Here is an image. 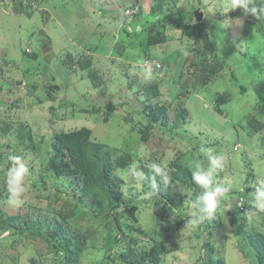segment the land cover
Returning <instances> with one entry per match:
<instances>
[{
  "label": "rangeland",
  "instance_id": "374dc122",
  "mask_svg": "<svg viewBox=\"0 0 264 264\" xmlns=\"http://www.w3.org/2000/svg\"><path fill=\"white\" fill-rule=\"evenodd\" d=\"M226 5L227 0H0V215L26 216L43 231L54 222L80 231L84 248L73 264H123L124 251L138 257L153 251L149 264H206L207 239L223 264H258L244 236L264 234V212L235 215L234 209L235 193H244L243 205L250 202L256 176L264 175V127H256L264 125V15L232 16L233 10L223 12ZM156 32L166 41L148 47V36ZM206 58L224 62L212 79L197 69L196 61ZM79 60L91 65L81 69ZM142 66H151L150 77ZM151 84L160 95L145 89ZM163 104L168 118L152 123L143 141L139 129L149 123L153 106ZM183 108L186 122L179 123ZM83 126L116 150L114 157L127 152L134 158L113 171L123 209L100 196L80 201L78 179L56 177L48 167L54 135ZM202 145L225 157L213 179L232 182L211 230L187 224L197 211L188 201L196 196L172 180L169 167L174 159L194 170L198 162L206 167ZM12 155L24 158L29 169L30 188L19 207L7 203L5 172ZM152 163L168 175L167 193L159 197L150 189L154 195L143 198L152 184L148 176L155 175ZM133 167L142 179L130 174ZM72 209L74 216H68ZM51 246L39 235L0 229V264H61V251Z\"/></svg>",
  "mask_w": 264,
  "mask_h": 264
},
{
  "label": "trees",
  "instance_id": "16d2710c",
  "mask_svg": "<svg viewBox=\"0 0 264 264\" xmlns=\"http://www.w3.org/2000/svg\"><path fill=\"white\" fill-rule=\"evenodd\" d=\"M257 4L264 5V0H257ZM231 14L232 16H238L244 14V11L237 8L234 9ZM247 15L253 16L250 13ZM164 41H166V36H164V34L160 32L152 33L148 36L147 46L149 47L150 45L163 43ZM198 51L201 53L200 49H198ZM77 62L80 63L79 65L81 69H86L91 65V60H79ZM196 64L197 69L205 73L206 77L209 79L215 77L224 66V62L220 59L209 60L208 58L202 61L197 60ZM51 89L54 90V87ZM145 89L155 96L160 95L159 87L156 84L147 85L145 86ZM224 97V94H220V101H225ZM153 107V111L148 114L149 123L146 124L145 127H141L139 129L141 139L143 141L149 140V128L152 126V123H156L162 115L165 116V119L168 118L167 105L163 104ZM112 108L113 107L109 109ZM187 112L188 110L186 108H183L182 111L179 112V123L182 121L186 122ZM256 127L258 129H262L264 125L259 124ZM28 138L33 140L31 132L28 133ZM52 148L53 153L48 163L49 169L56 177H70L78 179L81 190L80 201L86 200V198L90 196H100L106 199L104 202L111 206V208H124L122 207L120 180L113 174V171L117 168L128 167L134 159L133 156L125 152L117 157H114V152L116 150L114 151L113 148L109 147L105 142L94 139L92 128L87 126L57 132L52 140ZM170 164V176L172 180L188 185L191 188L193 195L197 196L201 189L192 180V171H194V169L186 163L180 161V159H174ZM153 173L155 174L153 175L155 182L158 178H162V176L155 173V171ZM251 176H254V174H251ZM148 178L153 181L151 176H148ZM146 185L148 186L147 191L155 189L159 197L162 196L161 194L167 193L164 189V180H162L159 185H156V188H149V184ZM235 194L237 195V199L244 195L243 192ZM80 201L77 202L76 209L81 208ZM257 211L259 210L255 209L250 202H247L246 200L243 208L238 205L236 206L234 214L236 215L238 212L251 213ZM74 214L75 210L72 209L68 216H74ZM105 214L111 215L108 211L105 212ZM219 222L220 218L216 212L215 217L206 219L203 222V225L207 230H211L213 227H216ZM39 226L40 223H34L33 220H30L26 216L19 215L3 218V215H0L1 230L6 231L13 228L16 230V233L19 234L31 233L33 235H39L43 239L52 242L51 249L57 247L61 251V264H73L79 250L84 248L82 243L84 239L80 234V231H72L66 228L63 223L55 222L49 223V229L46 231H43L42 228H39ZM245 237H247V243L254 250V257L257 263L264 264V234L259 231H255L249 233V235L246 234L244 238ZM109 244L110 241L108 239L104 249L107 250L110 247ZM204 248V258L206 264L224 263L223 260L215 257L213 253L214 247L211 245L209 239L205 241ZM152 252L148 254L149 252L145 253L141 251L138 257L135 254H130L129 252L124 251L119 254V258L122 260L123 264H149L148 261L150 262V259L154 258Z\"/></svg>",
  "mask_w": 264,
  "mask_h": 264
},
{
  "label": "clouds",
  "instance_id": "9594fccd",
  "mask_svg": "<svg viewBox=\"0 0 264 264\" xmlns=\"http://www.w3.org/2000/svg\"><path fill=\"white\" fill-rule=\"evenodd\" d=\"M242 9L245 14H252L257 18L264 15V5H258L257 0H227V5L223 12L227 13L230 10ZM139 27L136 31H139ZM142 71L146 77L152 75L151 66H142ZM199 151L207 158V166L198 162L195 165V170L192 171V180L201 189L200 193L196 196L195 201H188L191 208L197 209L192 212V218L187 220V224L196 225L203 223L206 219L215 217L219 203L222 198L230 192L231 181L225 179L224 181H216L213 179L215 173L218 170L223 169L225 157L222 153H215L212 148L200 147ZM11 166L5 172V185L8 194L7 203L14 207H19L24 204L23 195L29 190L30 185L26 183V176L29 169L25 163L24 158L18 155H12L9 157ZM150 168L155 173L162 176L165 184L169 183V177L165 173L164 169L156 164L152 163ZM130 174L140 180L143 178V174L137 171L136 168L130 169ZM151 188H156V182L153 180ZM254 191L251 193V205L259 210L264 211V175L258 174L253 185ZM154 194L149 191L144 194L143 198H150ZM238 203V199L237 202Z\"/></svg>",
  "mask_w": 264,
  "mask_h": 264
},
{
  "label": "built area",
  "instance_id": "2783aa9c",
  "mask_svg": "<svg viewBox=\"0 0 264 264\" xmlns=\"http://www.w3.org/2000/svg\"><path fill=\"white\" fill-rule=\"evenodd\" d=\"M149 61H150V60H148V61L146 62V64L149 65V63H150ZM157 67H158V68H161L162 65H161V64H158ZM241 200H243V199L240 197V198L238 199V206L241 207V208H243V202H242V203L239 202V201H241Z\"/></svg>",
  "mask_w": 264,
  "mask_h": 264
}]
</instances>
